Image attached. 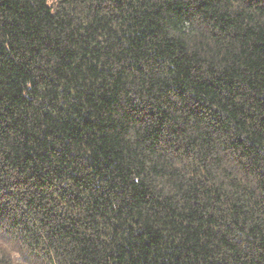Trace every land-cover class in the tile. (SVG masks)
Masks as SVG:
<instances>
[{"label": "trees", "instance_id": "1", "mask_svg": "<svg viewBox=\"0 0 264 264\" xmlns=\"http://www.w3.org/2000/svg\"><path fill=\"white\" fill-rule=\"evenodd\" d=\"M0 264H264V0H0Z\"/></svg>", "mask_w": 264, "mask_h": 264}]
</instances>
